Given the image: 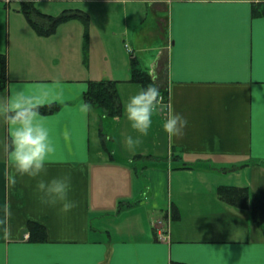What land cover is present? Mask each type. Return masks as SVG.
Returning <instances> with one entry per match:
<instances>
[{"label":"crops","instance_id":"1","mask_svg":"<svg viewBox=\"0 0 264 264\" xmlns=\"http://www.w3.org/2000/svg\"><path fill=\"white\" fill-rule=\"evenodd\" d=\"M3 1L0 30L15 36L19 57L10 45L0 96L9 84L62 92L58 109L41 113L61 157L45 179L69 175L77 207L61 214L40 202L35 181H18L7 193L12 236L0 234V264H264V233L251 210L218 195L221 186L264 190V0H34L47 15L89 17V31L72 19L48 37ZM254 6L263 14L254 16ZM132 54L188 121L184 136L170 140L155 115L152 142L135 152L125 146L124 114L142 90L130 82ZM102 80L119 82L123 115L106 118L91 106L85 119L78 106L89 82ZM6 137L0 124V208ZM30 221L46 228L45 241L30 240ZM159 222L168 241L157 238Z\"/></svg>","mask_w":264,"mask_h":264},{"label":"clouds","instance_id":"2","mask_svg":"<svg viewBox=\"0 0 264 264\" xmlns=\"http://www.w3.org/2000/svg\"><path fill=\"white\" fill-rule=\"evenodd\" d=\"M114 2L127 4L129 0ZM147 75L149 85L129 97L124 105L125 118L131 129L138 133L135 138L131 135L125 138V146L130 152H135L142 143L141 137L149 134L155 115L163 118L162 128L170 140L182 138L188 126L187 119L165 103L156 83L157 75L152 71ZM7 88V95L0 96V124L7 129V137L2 143L5 155L3 174L6 198L0 208V234L5 241L12 236V211L7 193L24 177L29 181H35V190L42 204L58 207L59 212L65 215L77 207V203L69 195L72 189L69 175L45 179L48 175V166L61 162V157L51 129L40 109L51 107L54 103H63L62 92L47 85H38L28 90L9 84ZM86 90L84 86V91ZM78 111L86 119L92 107L88 102L82 101Z\"/></svg>","mask_w":264,"mask_h":264},{"label":"trees","instance_id":"3","mask_svg":"<svg viewBox=\"0 0 264 264\" xmlns=\"http://www.w3.org/2000/svg\"><path fill=\"white\" fill-rule=\"evenodd\" d=\"M21 12L25 16L29 25L40 36H51L55 33L57 28L72 19L81 20L86 30L89 31L90 20L89 17L80 12H64L60 16L54 17L42 13L34 4V0H20ZM264 13V11H262ZM254 6L253 15L259 16L263 14ZM8 55L0 53V90L6 88L8 82ZM130 82L138 84L142 89L146 88L149 83L147 72L139 67V60L135 54L131 55V80ZM118 83L114 80L90 81L88 90L84 95V100L91 106L102 108L105 112L106 118H118L123 115L122 101L120 98ZM161 94L165 97L167 89L159 86ZM58 109L56 104L51 107L41 108V113H51ZM103 143L105 137L102 136ZM218 195L220 199L225 201L228 205L234 206L238 209H250L252 213V220L255 224L262 228L264 233V190L259 194L252 195L249 188L246 187H233L221 186L218 188ZM181 217L177 210L172 211V219L177 220ZM28 230L30 232V240L34 242L45 241L47 239L46 228L34 221L28 223ZM171 264H187L183 262L173 261Z\"/></svg>","mask_w":264,"mask_h":264},{"label":"rangeland","instance_id":"4","mask_svg":"<svg viewBox=\"0 0 264 264\" xmlns=\"http://www.w3.org/2000/svg\"><path fill=\"white\" fill-rule=\"evenodd\" d=\"M16 1L17 0H12V10L15 9L17 11V8L21 9V6H19V4ZM3 2H4L3 0H0V7H1V5L4 6ZM15 10H14V12H15ZM3 19L5 20L3 13L0 12V23L3 22ZM6 25H7V23H6ZM10 45H12L13 54L15 53V60H16V58L19 57L18 49H17L18 44L16 42V38L13 34H11V36H10L9 31L7 29V26L5 28V26L3 25V28H1V30H0V53H5L8 55L7 49ZM126 47L128 48V45ZM151 129L152 130L149 131V134L147 136L141 137L142 143L140 145L150 144V142H152V141H149L150 139H148V136L151 135V133H153L155 135L154 132L156 131V129H154L153 126L151 127ZM128 132H129V130H128ZM128 132H127V136L131 135V136H133V138H135L138 135V134L136 135V132L132 129H130V133H128ZM161 134H163V132H161ZM164 134H165V132H164ZM151 136L153 137V135H151ZM117 142H119V140H116V144H118ZM158 224H160V223H158ZM158 227H159V225H158Z\"/></svg>","mask_w":264,"mask_h":264},{"label":"built area","instance_id":"5","mask_svg":"<svg viewBox=\"0 0 264 264\" xmlns=\"http://www.w3.org/2000/svg\"><path fill=\"white\" fill-rule=\"evenodd\" d=\"M9 1L10 0H7V3H9ZM163 97H164L165 103H167V101H166L167 98L165 96H163ZM159 223L160 224H157V225H159V227L156 225L158 240L161 242L168 241L170 239L168 229L165 228L161 222H159Z\"/></svg>","mask_w":264,"mask_h":264}]
</instances>
